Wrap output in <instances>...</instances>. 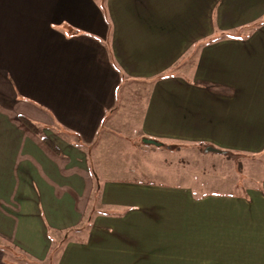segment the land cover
<instances>
[{
    "label": "crops",
    "instance_id": "obj_1",
    "mask_svg": "<svg viewBox=\"0 0 264 264\" xmlns=\"http://www.w3.org/2000/svg\"><path fill=\"white\" fill-rule=\"evenodd\" d=\"M0 264H264V0H0Z\"/></svg>",
    "mask_w": 264,
    "mask_h": 264
},
{
    "label": "rangeland",
    "instance_id": "obj_2",
    "mask_svg": "<svg viewBox=\"0 0 264 264\" xmlns=\"http://www.w3.org/2000/svg\"><path fill=\"white\" fill-rule=\"evenodd\" d=\"M150 146V145H149ZM152 148V147H151ZM181 159L180 164H171L173 173L184 174L185 176H193L198 180L204 178H210V181H214L220 185L222 188L227 187L228 182L232 184L229 191L232 194H239L242 192L243 187L251 181V178L255 174L256 162L250 161H239L233 160V162L228 161L224 155L217 152H204L199 151L194 152L193 155L187 158V155L180 154ZM163 160V159H161ZM163 163H158L157 161L151 162L150 166L139 170V173H133L130 175H140L146 179L160 180L163 176V169L161 166ZM97 174V172H96ZM175 175V174H173ZM176 176V175H175ZM250 180V181H249ZM53 256L50 257L52 259Z\"/></svg>",
    "mask_w": 264,
    "mask_h": 264
},
{
    "label": "trees",
    "instance_id": "obj_3",
    "mask_svg": "<svg viewBox=\"0 0 264 264\" xmlns=\"http://www.w3.org/2000/svg\"><path fill=\"white\" fill-rule=\"evenodd\" d=\"M18 119L21 123H23L33 133L41 136V140L43 141V143H45L51 150L58 152V149L55 147V145L51 141H49L46 137L41 135L40 127L36 123L32 122L31 120L27 119L24 116H19ZM157 143H159V142H157ZM159 144H160L159 146L163 147V148L179 149L175 145H167V144H163V143H159ZM202 151H204V150H202ZM218 153L224 154V155H226V154L230 155V153L226 152V151H219ZM7 249H8V247H7ZM9 251H10V249H9Z\"/></svg>",
    "mask_w": 264,
    "mask_h": 264
},
{
    "label": "water",
    "instance_id": "obj_4",
    "mask_svg": "<svg viewBox=\"0 0 264 264\" xmlns=\"http://www.w3.org/2000/svg\"><path fill=\"white\" fill-rule=\"evenodd\" d=\"M143 142L144 143L153 144V145H156V146H159L160 145L159 143L154 142L152 140H148V139H144ZM205 152H217L218 153L219 151L218 150H215V149H213L211 147H207V148H205Z\"/></svg>",
    "mask_w": 264,
    "mask_h": 264
}]
</instances>
